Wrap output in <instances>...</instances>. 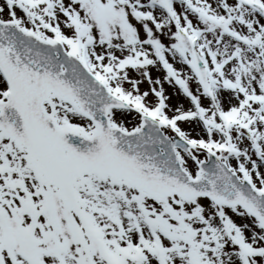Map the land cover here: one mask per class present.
Segmentation results:
<instances>
[{
    "label": "snow or ice",
    "instance_id": "obj_1",
    "mask_svg": "<svg viewBox=\"0 0 264 264\" xmlns=\"http://www.w3.org/2000/svg\"><path fill=\"white\" fill-rule=\"evenodd\" d=\"M0 264H264V0H0Z\"/></svg>",
    "mask_w": 264,
    "mask_h": 264
}]
</instances>
